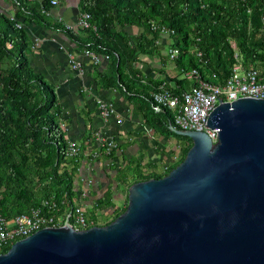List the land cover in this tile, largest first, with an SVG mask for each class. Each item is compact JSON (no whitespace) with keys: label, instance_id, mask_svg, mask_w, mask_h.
<instances>
[{"label":"trees","instance_id":"16d2710c","mask_svg":"<svg viewBox=\"0 0 264 264\" xmlns=\"http://www.w3.org/2000/svg\"><path fill=\"white\" fill-rule=\"evenodd\" d=\"M14 1L17 10L11 18L0 13V217L4 219L26 213L30 208L45 212L44 203L51 201L60 213L67 214L76 202L74 170L81 153L67 155L68 142L59 125V105L53 86L29 65L30 43L23 29L29 21L58 29L81 49L106 56L107 71L101 76V86H119L126 93L140 95L144 122L157 134L173 137L179 143L177 160L165 164L161 173L154 171L158 165L150 163L140 168L131 159L122 166H112L114 185H107L84 212L93 225L99 217L108 219L104 223L107 224L125 209L126 203L117 209L113 202L117 188L165 175L191 145L189 138L169 129L173 126L170 112L151 99V92L161 82L149 92L122 75L126 70L131 76V65L138 54L155 51L154 40L161 35V26L172 30L169 45L177 49L172 60L183 73L196 68L200 77L221 83L235 63L234 53L243 68L256 62L264 67L263 0H77L79 11L89 14L91 25L81 29L86 32L84 39L59 22L50 25L45 21L50 0ZM132 26L141 32L130 34L125 30ZM188 87L164 84L165 89L174 93ZM98 152L97 157L108 160L114 151L104 154L100 147ZM66 165H70L68 169ZM143 169L148 171L144 173ZM68 221L71 222L70 217ZM13 241L2 245L0 252H5Z\"/></svg>","mask_w":264,"mask_h":264},{"label":"water","instance_id":"95a60500","mask_svg":"<svg viewBox=\"0 0 264 264\" xmlns=\"http://www.w3.org/2000/svg\"><path fill=\"white\" fill-rule=\"evenodd\" d=\"M182 160L127 188L104 225L43 227L17 239L0 264H264V98L217 100Z\"/></svg>","mask_w":264,"mask_h":264},{"label":"crops","instance_id":"0c3cea01","mask_svg":"<svg viewBox=\"0 0 264 264\" xmlns=\"http://www.w3.org/2000/svg\"><path fill=\"white\" fill-rule=\"evenodd\" d=\"M40 1L32 0L36 3ZM16 10L14 0H0V13L11 18ZM78 13L77 0H56L44 19L50 25L59 22L75 28ZM23 29L30 43L29 65L53 86L59 105V125L67 142L79 144L85 153L99 150L103 138H111L117 144L111 159L103 160L102 156L91 158L81 153L77 160L78 165L74 170L75 199L83 204L84 212L90 209L92 202L107 185H114L111 179L112 166H122L130 159L140 168L150 163L158 166L168 163L169 158L177 152L179 143L173 137H162L144 122L140 115V95L126 93L119 86H101V76L107 71L104 56L98 55V61L92 63L64 32L46 24L31 20ZM125 30L130 34L141 32L140 28L134 26ZM72 32L81 39L86 36V32L81 29H73ZM154 42L155 51L138 54L131 65V76L124 70L123 77L130 78L132 83L149 92L160 82L168 87L180 84L188 87L190 80L187 78L178 83L174 81L180 78L174 71L177 67L173 60L165 55L168 38L160 35ZM68 54L74 55L81 63L84 72L80 76L70 69ZM97 99L109 103L115 110V118L121 121L117 123L113 117L102 120L96 108Z\"/></svg>","mask_w":264,"mask_h":264},{"label":"built area","instance_id":"2783aa9c","mask_svg":"<svg viewBox=\"0 0 264 264\" xmlns=\"http://www.w3.org/2000/svg\"><path fill=\"white\" fill-rule=\"evenodd\" d=\"M49 2L53 5L56 0H50ZM88 19V13L79 11L75 28L64 23H62V26L71 31L73 29L89 28L91 25L88 23ZM58 21H60V18H58ZM16 26L19 27L20 24H16ZM159 32L166 38L172 34V30L162 26L159 28ZM167 46L165 55L172 60L177 56V49L170 46L169 43ZM80 52L92 63L98 61V55L94 52L87 49H82ZM199 54V52H196L197 56ZM233 57L235 63L221 83L205 80L199 76L196 68H191L184 72L185 78L190 80L187 89L174 93L170 89H165L164 83L161 82L151 92L152 101L170 112L173 127L179 130L203 131L213 143L216 141V132L205 126V120L218 99L230 102L239 97L264 98V67L256 62L252 66L243 68L238 62L236 53L233 54ZM67 62L76 76H80L84 72L81 63L74 55L68 54ZM211 77L214 78V75L211 74ZM96 108L102 120L106 121L110 117L115 118L114 108L102 99L96 100ZM115 121L119 123L121 120L115 118ZM100 147L103 148L104 154H108L117 148V144L111 138H103ZM66 153L69 156L84 153L91 158H96L99 154L98 150L85 153V149H81L79 144L73 142L67 143ZM44 204L45 212H41L38 208H30L26 213L16 215L10 219L0 217V247L12 240L23 238L40 228L62 226L65 217H67V224L74 229H83L93 225L91 220L86 219L83 204L80 202H74L71 211L67 214L60 213L59 207L52 201ZM69 217L71 222L68 221Z\"/></svg>","mask_w":264,"mask_h":264},{"label":"rangeland","instance_id":"374dc122","mask_svg":"<svg viewBox=\"0 0 264 264\" xmlns=\"http://www.w3.org/2000/svg\"><path fill=\"white\" fill-rule=\"evenodd\" d=\"M263 7H264V0H263ZM261 22L264 23V11H263V15L261 16ZM262 37L264 38V29L262 31ZM229 44L233 45V41L231 39H229ZM192 49H193L192 46H190V51H193ZM5 65L6 64L3 62L2 67H4ZM174 71L176 72L178 78L181 79V78L185 77L184 73L181 70L175 68ZM177 158H178V153L176 152L175 157L173 158V156H172L171 158H169L168 162H171L172 160L176 161ZM163 170H164V167L160 165L154 171L156 173H161ZM147 171H148L147 169H143L144 173L147 172ZM127 188L128 187L126 185H121V187H119V188H117L115 190V194L116 195L114 194L115 196L113 197V202H114L115 207L117 209L122 208L125 205V203H127ZM107 220L108 219L104 220V219L99 217V218L96 219V225H104V223Z\"/></svg>","mask_w":264,"mask_h":264}]
</instances>
